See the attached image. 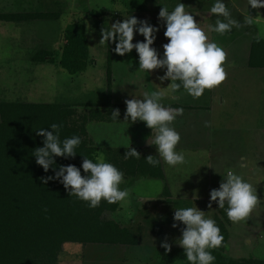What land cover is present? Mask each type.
<instances>
[{"label":"rangeland","instance_id":"1","mask_svg":"<svg viewBox=\"0 0 264 264\" xmlns=\"http://www.w3.org/2000/svg\"><path fill=\"white\" fill-rule=\"evenodd\" d=\"M181 2L206 31L209 41L225 50L226 61L223 67L227 76L220 85L205 89L199 98H193L184 90L180 93L168 91L162 98L161 103L165 107L179 104L183 108V114L178 115L171 126L180 133L181 141L177 150L187 153V162L177 169H169L176 170L169 172L173 176L172 184L176 185L175 182H178L179 187H187L179 188L181 194L200 192L199 195H204V188L209 189L206 184L210 176L208 181H212V189L218 188L217 179L212 178L213 174L208 171L209 164L206 162H210V166H214L216 170L219 168L218 172L222 171L223 176L226 174L224 170L231 169L250 182L261 201L245 221L229 226L231 238L226 255L236 260H264V69H250L247 65L252 40L264 38V9H252L247 0H224L240 26L219 35L208 31V26L214 25L217 19L209 11L214 0ZM176 3L177 0H0V13L35 11L59 14L57 20L22 24L0 21V98L30 103L102 102V93L108 89L107 72L110 66L113 75L112 104L125 115V100L134 97L142 99L145 93L158 90V86L166 88L171 81L161 82L159 79L165 70L157 69L149 74L138 71L139 57L135 49L130 54L119 56L114 52L115 43L111 42V47L109 44H99L101 29L115 23L114 20L122 22L121 14L128 9L133 10L139 20H147L160 29L156 33L153 47L162 55V46L165 44L164 22L158 19V15L162 6H167L171 11ZM93 11L101 14L94 16ZM248 18L252 20L250 24L247 23ZM77 23L86 28L90 57L94 61L86 70L73 76L55 64L37 65L30 61L31 54L45 50L58 51L59 62L67 43L66 30ZM143 39L135 34L133 43ZM212 103L214 105L213 110L209 111V122L194 121V124L189 120L187 106L201 108L196 111L202 115V108ZM87 129L90 138L99 148L136 146L142 148L144 153L158 155L156 147L147 143L153 133L144 122L90 123ZM211 146H214L212 150ZM209 149L210 154L216 155L212 156L216 159L213 163L208 156ZM194 151L198 153L193 154ZM219 158L223 160L218 161L221 165H217ZM164 164L166 165L165 162ZM219 177L223 179L218 173ZM120 187L127 188L130 196L121 201L118 212L109 214V217L137 230L143 239L141 249L117 248L108 251L109 258L102 260L100 258L104 255L99 252L103 250L68 243L60 255L59 264H160L156 256L149 255L144 250V247L159 246L165 239L153 236V226L146 221L147 211L148 206H151L150 201L164 195L165 189L173 192L174 188L165 185L163 180L154 179H139L134 182L124 179ZM191 194L187 195L188 198L183 197L186 202L182 203L194 204L190 200L193 196ZM209 203L208 200L202 202L199 206L206 207L198 209L203 211L206 208L204 212L214 219L216 208L213 204L209 208ZM157 221L159 220L156 219L154 224L158 226ZM172 236V240L167 237L171 247H180L176 241L181 233L176 231Z\"/></svg>","mask_w":264,"mask_h":264},{"label":"trees","instance_id":"2","mask_svg":"<svg viewBox=\"0 0 264 264\" xmlns=\"http://www.w3.org/2000/svg\"><path fill=\"white\" fill-rule=\"evenodd\" d=\"M98 14L101 12L93 11L94 16ZM58 18L59 14L51 12L0 13V21L15 24ZM165 30L166 26L163 24V34ZM65 39L67 43L59 62L58 51L45 50L31 54L30 61L37 65L55 64L73 76L82 73L94 63L90 57L85 26L77 23L68 27ZM164 43H168L165 36ZM109 45L111 47V42ZM111 56L110 51V64ZM247 58L250 69H264V38L252 40ZM112 76L109 66L108 89L102 93V102L30 103L0 98V264H59L60 255L68 243L103 250L99 253L104 257L98 256L102 260L109 258L108 251L117 248L141 249L143 239L138 231L109 217V214L118 212L120 202L109 204L102 200L98 207L90 208L86 202L70 196L59 182L42 183L41 177L51 176L53 173L51 170L45 173L33 156V151L43 146V137L36 135L35 130L57 123L62 125L61 139L73 135L82 139L76 157H56L57 165L73 164L80 167L83 156L95 162L102 155L106 162L112 163L124 173L127 181L167 180L158 155L144 153L142 148L134 146L131 148L136 149L141 157L125 158L129 147L99 148L90 138L87 129L90 123L124 122L125 115L122 112L120 121L111 119V112L115 110L112 104ZM181 91L183 88L179 90ZM172 107L180 108L179 105ZM150 155L160 159L158 166L146 163L145 158ZM81 174H85L82 168ZM182 202L186 201L174 199L169 189H165L164 195L161 194L157 200L150 202L146 221L153 226V236L169 237L172 240L170 236L173 237L176 231L181 233L180 229L172 227L175 208L192 206L191 203ZM214 207V220L224 236L222 246L211 250L216 257L214 264H264L263 259L236 260L226 255L231 238L229 226L233 222L228 219L224 209H219L216 203ZM156 219L159 220L156 223L158 226L154 224ZM146 243L148 242H144ZM144 250L149 255L156 256L160 264H188L181 247H171L170 252H166L160 245L144 247Z\"/></svg>","mask_w":264,"mask_h":264},{"label":"clouds","instance_id":"3","mask_svg":"<svg viewBox=\"0 0 264 264\" xmlns=\"http://www.w3.org/2000/svg\"><path fill=\"white\" fill-rule=\"evenodd\" d=\"M247 2L252 9H264V0ZM209 11L217 17L215 24L208 26L209 32L224 35L240 26L224 0H214ZM158 19L166 26L164 36L168 40L162 46V55L153 47L156 33L160 29L132 14L124 17L122 22L116 21L102 28L99 44L115 43L114 52L119 56L130 54L135 49L139 57L138 71L149 74L153 70H165L159 79L161 82L170 80V85L166 88L158 86V90L145 93L142 99L134 97L125 100L124 122H144L153 133L149 136L151 143L149 138L147 143L156 147L158 157L167 165L177 168L186 164L187 153L177 150L181 136L171 125L178 115L183 114V108L165 107L161 100L168 91L175 93L181 88L193 98H199L205 89L220 85L227 76L223 67L226 52L217 43L209 41L206 31L195 20L194 15L186 10L181 0H177L171 11L167 6H162ZM251 22V18H248L247 23ZM135 34L142 36L143 41L133 43ZM119 117V109L112 110L111 119L120 121ZM61 129V124L53 123L47 128L35 130L36 135L43 137V146L33 151L35 162L45 173L49 170L53 173L51 176L41 177L42 183L59 182L70 196L86 202L90 208L98 207L102 200L109 204L126 200L130 196L129 190L120 187L124 181V173L112 163L106 162L102 155L95 162L82 155L84 159L80 167L73 164L57 165L56 157L75 158L82 143L78 135L61 139ZM124 157L141 156L136 149L129 147ZM156 157L150 155L145 161L156 167L160 163V159ZM81 168L84 175L81 174ZM222 177L219 187L210 191L208 207L211 208L215 202L219 209L226 211L231 222L245 221L261 201L256 188L231 169ZM173 221L172 227L181 230L176 243L183 248L188 264H214L216 257L211 250L221 247L224 241L216 221L196 206L176 207ZM160 247L166 252L171 251L167 237Z\"/></svg>","mask_w":264,"mask_h":264},{"label":"crops","instance_id":"4","mask_svg":"<svg viewBox=\"0 0 264 264\" xmlns=\"http://www.w3.org/2000/svg\"><path fill=\"white\" fill-rule=\"evenodd\" d=\"M125 13H123V14H121L122 16H121V18L122 19H124V17H126L127 15H129V14H132L133 16H135L136 18H137V15L134 13V11L133 10H127V11H124ZM124 14H126V16L124 15ZM120 18V19H121ZM115 22H116V20H114ZM119 21V20H118ZM136 40V39H135ZM180 93V92H179ZM213 102V101H212ZM173 105H179V104H173ZM173 105H170L169 107H172ZM213 103L212 104H209V105H207L206 107H204V108H202L203 109V111H202V115L201 114H198V111H196V110H198V109H201V108H199V107H194V106H187L186 108L188 109V111H189V115H188V118H189V120L191 119V121L194 123V121H195V123L196 122H209L210 121V114H209V111L211 110H213L212 109V107H213ZM179 107L180 108H182V106H180L179 105ZM207 120V121H206ZM194 123V124H195ZM213 147L214 146H211V150L213 149ZM128 148V147H127ZM140 148V147H139ZM210 149L209 150H207L208 151V156H210L211 157V163H213V161H215L216 159H215V157H212L213 156V154L214 153H212V154H210ZM198 152L196 151H194L193 152V154H197ZM153 154H155V153H153ZM214 156H216L215 154H214ZM209 157V158H210ZM203 159H204V157H203ZM220 159V158H219ZM205 160V159H204ZM218 161H223L222 159H220V160H217V165H221V163L220 164H218ZM209 164V166H208V171L211 173V174H213V179H217V181H216V184H218V186H219V184H220V182L222 181V179H221V177H219L218 178V173H219V176H223L221 173H222V171L221 172H218V170H219V168H218V170H216V168H214V166L212 167V166H210L211 164H210V162H206V164ZM215 163V162H214ZM162 165H163V170H164V172H165V174L167 175V180L165 181V185H167V186H169L171 189L172 188H174V189H172V191L173 192H171L172 193V197L174 198V199H185L186 197L188 198V194L190 195L191 193H189V192H187V193H183V194H185L186 196H180V195H183V194H181V191H180V189L179 188H187V187H179L180 185H178V182H175L176 183V185H174V184H172V179H173V176L169 173V172H172V171H176V170H170L169 171V169L171 168L169 165H165L164 164V162L162 161ZM214 165V164H213ZM175 169H177V168H175ZM178 171V170H177ZM224 172L226 173V170H224ZM210 177V176H209ZM209 177H208V179H209ZM208 179H207V184H206V186L207 187H209V189L207 190L206 189V187L204 188V190H205V192H204V195H199V193L200 192H197V193H194V194H191V195H193V196H191V199L190 200H192V202L194 203V204H192V206H196L197 208H201V207H206V206H199L202 202H205V201H207L208 200V202H210V191L212 190V181L211 182H209L208 181ZM173 187H172V186ZM213 186H214V184H213ZM180 192H179V191ZM207 190V191H206ZM203 194V193H202ZM183 197H185V198H183ZM198 197V198H197ZM207 198V199H206ZM165 200V199H164ZM263 200H264V198H263ZM151 202V201H150ZM214 203L215 202H213L212 204H213V206H214ZM206 208H204L203 209V211L205 210ZM215 216V215H214Z\"/></svg>","mask_w":264,"mask_h":264}]
</instances>
